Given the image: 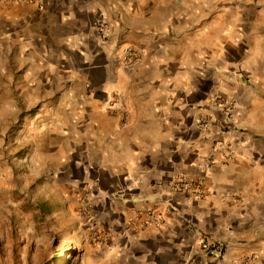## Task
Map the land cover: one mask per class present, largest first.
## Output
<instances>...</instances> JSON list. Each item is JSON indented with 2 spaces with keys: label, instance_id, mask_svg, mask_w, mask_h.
<instances>
[{
  "label": "crops",
  "instance_id": "0c3cea01",
  "mask_svg": "<svg viewBox=\"0 0 264 264\" xmlns=\"http://www.w3.org/2000/svg\"><path fill=\"white\" fill-rule=\"evenodd\" d=\"M19 80L46 91L32 156L127 263L264 264V0L0 1V96Z\"/></svg>",
  "mask_w": 264,
  "mask_h": 264
},
{
  "label": "rangeland",
  "instance_id": "374dc122",
  "mask_svg": "<svg viewBox=\"0 0 264 264\" xmlns=\"http://www.w3.org/2000/svg\"><path fill=\"white\" fill-rule=\"evenodd\" d=\"M42 85L2 83L0 264H129L113 247L105 211L76 202L57 165L31 154L40 143L27 134V125L38 121Z\"/></svg>",
  "mask_w": 264,
  "mask_h": 264
},
{
  "label": "built area",
  "instance_id": "2783aa9c",
  "mask_svg": "<svg viewBox=\"0 0 264 264\" xmlns=\"http://www.w3.org/2000/svg\"><path fill=\"white\" fill-rule=\"evenodd\" d=\"M0 1H10V0H0ZM11 1H14V0H11ZM17 1H19V0H17ZM20 1L25 2V3H31L33 0H20ZM97 24H98V30H99L98 38H99L100 42H104L106 40L107 34H108V29H109L108 24L103 17H99L97 19ZM137 58H138V53L132 47H128V48L124 49V59L126 61L133 62V61H136ZM216 102H217V105L219 107H221L222 109H225L227 111L228 110L231 111V109L233 108L232 102L224 101L223 99H220V98H217ZM203 125L208 126L209 121H205L203 123ZM191 184L196 186V187L204 186L203 181H198V182L192 181ZM84 198H85V201H84L85 207L92 209L93 205L89 201V198L86 196ZM161 219H162L161 216L159 214L155 213L154 211H147L142 218L140 217L139 214H137L135 216V219H133V221L131 222V226L135 227L136 225H138L140 223L144 224V225H148V224L153 223V222H159ZM201 247L207 254H220L221 253V247L219 245L214 246L213 243H210L208 241H202ZM247 260L255 262L256 259L248 258Z\"/></svg>",
  "mask_w": 264,
  "mask_h": 264
}]
</instances>
